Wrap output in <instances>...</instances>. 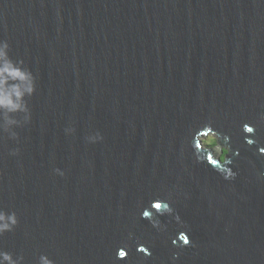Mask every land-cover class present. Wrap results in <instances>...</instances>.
Here are the masks:
<instances>
[{"label": "water", "instance_id": "1", "mask_svg": "<svg viewBox=\"0 0 264 264\" xmlns=\"http://www.w3.org/2000/svg\"><path fill=\"white\" fill-rule=\"evenodd\" d=\"M0 264H264V0H0Z\"/></svg>", "mask_w": 264, "mask_h": 264}, {"label": "rangeland", "instance_id": "2", "mask_svg": "<svg viewBox=\"0 0 264 264\" xmlns=\"http://www.w3.org/2000/svg\"><path fill=\"white\" fill-rule=\"evenodd\" d=\"M208 137H209V139H208ZM201 139H202L203 141H207V142H209V143H212L213 140L216 139V137H215L213 134H206V135H204V136H201ZM213 149L216 150V151H219V149H220V145H219V144H218V145H214V146H213Z\"/></svg>", "mask_w": 264, "mask_h": 264}, {"label": "trees", "instance_id": "3", "mask_svg": "<svg viewBox=\"0 0 264 264\" xmlns=\"http://www.w3.org/2000/svg\"><path fill=\"white\" fill-rule=\"evenodd\" d=\"M208 139H209V137H208ZM203 142H204L206 145L210 146V147H213L214 145H218V144H219L218 141H217V138H216L215 140H213L212 143H209V142H207V141H203ZM222 152H223V154L221 155V157H223L224 153L226 152V148H223V149H222Z\"/></svg>", "mask_w": 264, "mask_h": 264}]
</instances>
